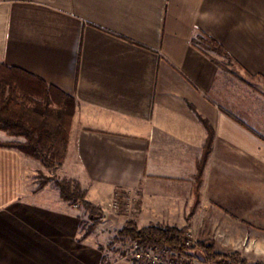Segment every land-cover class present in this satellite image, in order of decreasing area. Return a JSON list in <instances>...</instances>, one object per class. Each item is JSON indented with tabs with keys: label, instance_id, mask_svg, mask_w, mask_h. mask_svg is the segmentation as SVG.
Wrapping results in <instances>:
<instances>
[{
	"label": "crops",
	"instance_id": "0c3cea01",
	"mask_svg": "<svg viewBox=\"0 0 264 264\" xmlns=\"http://www.w3.org/2000/svg\"><path fill=\"white\" fill-rule=\"evenodd\" d=\"M202 35L242 72L264 75V0H0V61L75 99L59 169L87 189L104 223L119 220L109 208L116 190L138 191L140 227H186L214 249L246 251L264 235V115L224 105L227 71L192 44ZM199 117L214 137L188 218L207 137ZM14 140L23 138L0 130V142ZM37 170L46 169L0 146V264H102L58 190L35 191Z\"/></svg>",
	"mask_w": 264,
	"mask_h": 264
},
{
	"label": "trees",
	"instance_id": "16d2710c",
	"mask_svg": "<svg viewBox=\"0 0 264 264\" xmlns=\"http://www.w3.org/2000/svg\"><path fill=\"white\" fill-rule=\"evenodd\" d=\"M192 44L205 54L209 49L233 61L223 46L211 37L198 36L192 40ZM75 108L73 96L62 93L20 68L8 66L0 61V130L8 135L24 138L18 142H0V146L16 148L26 156L39 160L47 168L58 167L66 155ZM199 118L206 128L207 137L202 156L197 162L194 201L189 213L194 211L199 202L202 172L214 137L212 127L205 119ZM56 186L60 197L70 205H82L92 214H102L98 206L86 200V192L77 182L59 179ZM184 235L185 229L174 225H149L138 228L133 220H127L118 231L117 238L129 236L137 240L141 248L168 250L173 253H187L189 248H199L198 255L206 260L218 256L204 243L187 246L183 241ZM226 257L233 263L247 264L245 259H240L239 254H229Z\"/></svg>",
	"mask_w": 264,
	"mask_h": 264
},
{
	"label": "rangeland",
	"instance_id": "374dc122",
	"mask_svg": "<svg viewBox=\"0 0 264 264\" xmlns=\"http://www.w3.org/2000/svg\"><path fill=\"white\" fill-rule=\"evenodd\" d=\"M206 52L211 54L214 57H217L218 59H214V60L218 61V64L222 70L227 71L225 72V74L227 73V76H228L227 84H226V87L228 86V88L226 89L228 99H226V101L224 102V105H226V107L232 112H234L235 114L241 115V117L249 118V114H250V117H252L253 113L255 115H260L261 117H263L264 115V78H262V75H257V76L249 75L245 72H242V70L233 61L227 59L226 57L219 54L218 52L211 51L209 49H207ZM50 93L52 94L53 92H50ZM238 103L239 104L243 103L245 105L244 110H242V107L237 106ZM247 107L250 110L245 111ZM14 137H20V136H14ZM8 142H18V141L14 140V141H8ZM66 154H67V151H66ZM42 166L44 165L42 164ZM61 166L62 164L54 169H50L44 166L46 170H37V173L35 176L36 178L33 181L34 183L33 185L35 186L34 187L35 191H39L45 184H49L52 189L55 188L59 192V189L56 186V181L59 179H70L74 182H77L79 187L85 190L86 192L85 198L86 200L91 202L88 199L87 189L84 188L77 179L63 176L62 175L63 171L59 169ZM91 203L94 204L93 202ZM139 204L140 203H139V192L138 191L137 192H126V191L116 190L112 194L111 199L109 200L110 210L113 211L114 216H117V218L119 219L116 225L115 226L113 225V228L112 227L109 228L108 225L104 223L107 216L104 213V210H102L101 206L94 204L95 206H98L102 212V214L95 215L87 211L82 205H70L69 204L75 209L74 212L80 219V225L82 227V230L84 231L83 232L84 236L92 237L95 243L99 244V247L102 249V253H103L102 264H110L118 260H127L131 264H146L143 261L132 260V256L130 255L129 247L131 246L132 242L137 241V240L131 239L129 236H119L117 238L118 231L123 227L122 226L121 228H119L121 220L125 218L126 216H127L126 221L133 220L138 228H142L138 225L137 223L138 220H136V217H135V214L139 212ZM192 213H189L187 217L189 218ZM100 223L105 224V226H104V230L100 234H98L96 231V228L99 226ZM150 225H160V224H150ZM160 226H165V225H160ZM143 227H146V226H143ZM181 228L185 229V233L186 231H188L186 227H181ZM252 239H253V242L255 243L254 249L248 248L246 251L245 250L236 251L235 248H229V250H227L228 253L223 252L222 250L214 249L215 242H211L210 240H206L203 238L202 239L194 238V241H195V244L204 243L206 245H209L212 248L213 252L218 255L217 257L211 260H207V261L228 259L226 255L236 253V254H239L240 259H245L247 264H257V263L264 264V235L262 234L260 235V237H255ZM183 241H185V235H184ZM250 241L251 239L249 238V236L244 240V242H246L247 244ZM217 242L218 243L216 244L221 245L219 241ZM157 250L160 252L163 251L161 249H157ZM198 250L199 248L198 249L189 248L187 253H178V252L173 253L172 252L171 255L175 256V258H178V256L182 258H187V259H190L192 262L193 261L196 262L199 260H206L205 257L198 255L197 253Z\"/></svg>",
	"mask_w": 264,
	"mask_h": 264
},
{
	"label": "built area",
	"instance_id": "2783aa9c",
	"mask_svg": "<svg viewBox=\"0 0 264 264\" xmlns=\"http://www.w3.org/2000/svg\"><path fill=\"white\" fill-rule=\"evenodd\" d=\"M185 244L187 246H192L195 244L194 238L189 231L185 233ZM130 255L132 256V260L143 261L146 264H236L231 262L228 259L223 260H199L196 262H192L190 259L182 258L178 256L171 255L172 252L168 250H163L162 252L158 251L155 248H141L138 244V241L132 242L129 247Z\"/></svg>",
	"mask_w": 264,
	"mask_h": 264
}]
</instances>
